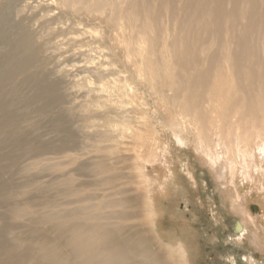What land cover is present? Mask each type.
<instances>
[{
  "label": "bare ground",
  "instance_id": "bare-ground-1",
  "mask_svg": "<svg viewBox=\"0 0 264 264\" xmlns=\"http://www.w3.org/2000/svg\"><path fill=\"white\" fill-rule=\"evenodd\" d=\"M181 146L264 257V0H0V264H198Z\"/></svg>",
  "mask_w": 264,
  "mask_h": 264
},
{
  "label": "rangeland",
  "instance_id": "rangeland-1",
  "mask_svg": "<svg viewBox=\"0 0 264 264\" xmlns=\"http://www.w3.org/2000/svg\"><path fill=\"white\" fill-rule=\"evenodd\" d=\"M114 32L117 33V31ZM116 33L114 34L116 35ZM112 43H114L112 50L115 51L114 53L112 52L113 53L112 57L113 60L115 61L112 68L117 70V72L120 73L123 72L125 75L130 76L131 80L129 78L128 82H130V85L134 89L135 93L133 94V96L134 95L139 96L140 94V96L137 98L138 100L137 102L141 105V108H143L144 110L146 109L147 113L149 114L148 118L153 123V124L150 123L148 125L150 132L149 135L151 137H154L155 139L156 134H155L154 126L161 125L162 128L159 129L165 132L166 130L165 128L170 127L173 123V120H175L174 119L176 115L175 109L172 106L165 107L159 104V101L157 100L156 96L150 93L149 88H147V84L143 81L144 76H138L137 73L135 74V69L130 64L131 59L128 60L126 59L125 55H123L124 50L122 46L114 41ZM51 77L55 79L56 77L55 73H52ZM135 82L138 84V86ZM139 83L142 84L143 87ZM141 87L142 89L143 88L145 89L142 90ZM142 91L144 92L142 93ZM143 102L147 104L145 105ZM135 103L136 102H134L133 104L135 105ZM136 109L137 111L141 110L140 108H136ZM173 113H174L173 115L174 117L172 116ZM153 131L154 134L152 133ZM163 132L162 131L160 132L161 136ZM33 133L39 135L40 138L45 141H48L50 138L49 134L44 135L45 134L44 128L40 126L35 127ZM134 145L136 147H134ZM132 147L135 148L134 153L137 150L139 151L140 149L139 148L140 146H138L137 143L133 144ZM177 147L179 148V146ZM181 147L182 149L180 148L177 151H175L174 161L177 163L178 167L180 163H182V165H187L190 168L197 181V188L190 186V184L186 182L187 175H186V169H184L182 172V182L184 184V188L187 190L185 193V197L187 198V200L184 198L182 199L177 197L178 199H176V202H174L175 205H171L172 208H169V210H175L177 212L181 211V213H185L183 214L185 216L184 218H187L185 220L190 225V228L194 233V240L197 246L199 247L198 264H261L264 260V257L262 256L263 254L255 250L249 244L248 240L245 237L241 239L234 237V222L235 219H237V217L227 212L226 207L224 208V205L220 200L219 193L214 188V184L212 183V179L210 177L211 175L208 172L207 168L203 166L200 162H197L196 155L194 154V152L190 147H186V146L185 147L181 146ZM42 162L43 163H41V166L44 163H49V160ZM29 174L32 173L30 172ZM138 174H139L138 178H140L141 175L140 173ZM24 179L25 178L23 175H21L20 178L18 179L17 185H19V187L24 183ZM172 199L173 201L175 200V198ZM168 220L169 218H166V221ZM152 227L153 225L149 224V230L151 233L152 231L154 232V227L153 230ZM155 238L157 237L155 236ZM160 240L163 241V239L161 238Z\"/></svg>",
  "mask_w": 264,
  "mask_h": 264
},
{
  "label": "water",
  "instance_id": "water-1",
  "mask_svg": "<svg viewBox=\"0 0 264 264\" xmlns=\"http://www.w3.org/2000/svg\"><path fill=\"white\" fill-rule=\"evenodd\" d=\"M250 209H251V211H256L257 210V206L256 205H251L250 206ZM238 225H239V222L237 221V222H235V225H234V233L236 232V231H238Z\"/></svg>",
  "mask_w": 264,
  "mask_h": 264
}]
</instances>
